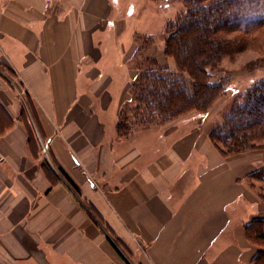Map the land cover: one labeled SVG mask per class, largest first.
<instances>
[{
	"label": "crops",
	"instance_id": "obj_1",
	"mask_svg": "<svg viewBox=\"0 0 264 264\" xmlns=\"http://www.w3.org/2000/svg\"><path fill=\"white\" fill-rule=\"evenodd\" d=\"M158 1L0 0V264H254L264 150L195 113L117 133L140 62L177 69Z\"/></svg>",
	"mask_w": 264,
	"mask_h": 264
},
{
	"label": "trees",
	"instance_id": "obj_2",
	"mask_svg": "<svg viewBox=\"0 0 264 264\" xmlns=\"http://www.w3.org/2000/svg\"><path fill=\"white\" fill-rule=\"evenodd\" d=\"M185 9L166 22L165 53L172 56L177 69L169 70L155 61L139 64L130 86L128 110L118 114L117 133L126 136L134 127L171 122L192 112L206 114L224 93L222 82L213 80L212 68L221 56L239 49L249 34L264 26V0H184ZM229 32H236L234 39ZM127 103V102H126ZM130 112V115H128ZM209 136L225 155L252 148L264 149V79L251 87L239 100H233L222 122L215 123ZM251 178L264 183V166ZM264 200V193L261 192ZM91 218L101 227L102 217L91 205H85ZM107 239L127 262L117 242L104 227ZM248 236L262 249L254 264H264V217L247 224Z\"/></svg>",
	"mask_w": 264,
	"mask_h": 264
},
{
	"label": "rangeland",
	"instance_id": "obj_3",
	"mask_svg": "<svg viewBox=\"0 0 264 264\" xmlns=\"http://www.w3.org/2000/svg\"><path fill=\"white\" fill-rule=\"evenodd\" d=\"M158 3L161 8L168 7L176 12L185 9L184 0H159ZM130 9L129 7L127 11ZM236 34V32H229L226 36L234 39ZM238 47L240 48L236 49V51L222 55L216 67L212 68L213 80L224 84V93L216 100L209 112L206 114L192 112L195 114L189 113L192 115L185 120L196 119L198 122H201L206 119L218 118L220 121H216V123L222 122L223 114L229 108L233 100L237 98L241 100L251 87L264 79V26L259 31L246 36ZM123 105H126L127 110L133 106V104L129 102ZM128 115H130V112H128ZM183 122L182 124H184ZM171 124L172 123L169 122H162L153 124L149 127L155 129L156 136H158L156 140H161L163 132L166 131L167 126ZM134 128L141 129L143 127L136 126ZM262 141H264V139H262Z\"/></svg>",
	"mask_w": 264,
	"mask_h": 264
},
{
	"label": "built area",
	"instance_id": "obj_4",
	"mask_svg": "<svg viewBox=\"0 0 264 264\" xmlns=\"http://www.w3.org/2000/svg\"><path fill=\"white\" fill-rule=\"evenodd\" d=\"M42 150L43 151H47L48 150V143L45 142V141L42 143Z\"/></svg>",
	"mask_w": 264,
	"mask_h": 264
}]
</instances>
